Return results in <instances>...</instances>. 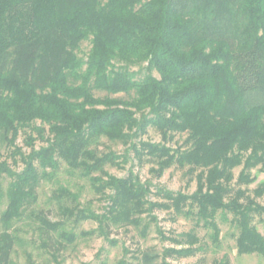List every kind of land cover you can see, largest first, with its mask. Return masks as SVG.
Listing matches in <instances>:
<instances>
[{"label":"trees","instance_id":"trees-1","mask_svg":"<svg viewBox=\"0 0 264 264\" xmlns=\"http://www.w3.org/2000/svg\"><path fill=\"white\" fill-rule=\"evenodd\" d=\"M83 42L90 48L81 57ZM148 128L160 142L141 140ZM26 130L27 153L15 145ZM175 134L185 138L171 147ZM104 139L124 153L100 150ZM0 144L12 148L14 166L22 165L13 170L0 151V187L9 178L0 264H10L12 222L61 163L107 202L98 214L80 209L65 186L52 193L65 219L97 223L84 235L111 243L113 227H130L145 238L156 210L193 221L175 237L157 230L161 241L180 248L141 251L135 264L194 255L197 228L209 230L216 245L219 213L223 220L232 216L237 253L264 258V238L251 224L254 215L264 216V206L241 188L255 181L252 169L264 172V0H0ZM129 154L138 165L151 164L155 177L186 169L195 191H152L131 169L124 177L105 170L122 168ZM36 218L45 248L73 242L65 221Z\"/></svg>","mask_w":264,"mask_h":264},{"label":"rangeland","instance_id":"rangeland-1","mask_svg":"<svg viewBox=\"0 0 264 264\" xmlns=\"http://www.w3.org/2000/svg\"><path fill=\"white\" fill-rule=\"evenodd\" d=\"M90 48L89 42H83L80 46L79 56L83 57ZM35 125L40 126L39 122ZM46 129V127H45ZM28 130L21 131L16 139L15 145L21 148L23 152L29 151L25 145V136ZM185 135L175 134L173 140L168 142L171 147L180 144ZM141 140L152 143L161 141L160 135L153 129L148 128ZM100 150L114 151L117 154H123L125 147L119 143H111L102 140ZM42 145L36 140L34 147L38 149ZM2 159H6L8 165L15 171H20L22 165L12 164L10 152L12 148H8L0 144ZM126 163L122 164V168L106 166L105 170L116 177H124L131 169L142 182H149L152 185V191L161 188L172 192H181L190 195L195 191L196 180L194 175L187 173L186 169L180 170L172 167L166 170L161 177H155L150 172L151 164L142 163L138 165L137 161L129 154ZM16 159L18 157L16 156ZM258 167L251 170V176L255 177V181L248 186L241 188L248 189V195L255 199V202L264 206V188L260 197H254L253 190L263 183L264 172H258ZM241 170V167L234 169V182ZM9 178L3 177L0 187V213L4 211L7 199L6 189L8 187ZM59 186H65L69 191L78 196L80 209H86L94 213H103L107 204L96 195L86 180L70 175L64 163H61L59 170L55 173L52 181H42L36 191V201L27 207L20 219L12 222L9 233L15 237V244L10 256V264H117L123 260L127 264H135L138 262L139 252L149 250L152 254H159L166 247H176L171 242L161 241L157 230L164 235L175 237L181 233L187 232L193 228V221L184 217H174L170 212L156 210L153 212L156 221L150 224L147 236L142 238L138 232L130 227L115 228L113 227L109 233L108 242L104 237L98 234L84 235L97 228V223L90 220H80L74 222V219H65L57 210V201L53 198L52 193ZM151 199L163 201L161 198L152 196ZM37 215L46 217L51 222L65 221L64 231L73 234V242H63V247L59 250L45 248L43 243L47 237L40 233L41 224L36 218ZM232 216L227 215V219L223 220L220 213L216 216V223L219 228V240L215 245L208 237L209 230L204 228L195 229L200 239L198 248L194 255L187 258H168L167 264H213L220 262L221 264H264V258L258 254L239 255L236 248L237 229L232 224ZM251 224L264 238V216L254 215ZM60 232V231H58ZM52 234V242L55 240ZM54 248L57 246L54 245ZM156 263L160 260L156 259Z\"/></svg>","mask_w":264,"mask_h":264}]
</instances>
